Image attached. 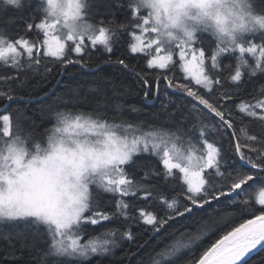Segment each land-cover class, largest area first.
<instances>
[{"label": "snow or ice", "instance_id": "obj_1", "mask_svg": "<svg viewBox=\"0 0 264 264\" xmlns=\"http://www.w3.org/2000/svg\"><path fill=\"white\" fill-rule=\"evenodd\" d=\"M113 2L117 7H126L125 22L117 23L115 13L108 5L112 19L99 20L98 36L96 24L87 17L99 0H38L36 11L42 13V18L33 23L29 21L35 17L30 16L25 21V30L43 34L45 56L64 57L66 42H72L74 47H70V51L78 58L61 60V64L87 67L81 56L85 52V41H90L93 46L101 43L105 51L111 53L108 33L115 36L116 32L103 25L117 23V27L123 29L130 20L140 33H131L135 43L131 44L130 52L150 56L146 62L148 69H167L173 63L174 55H178L183 72L195 85L208 94L220 90L216 99L210 100L188 84L174 83L168 76H163L168 88L192 98L196 102L192 107L202 106L198 112L207 110L206 114L214 123L209 126L199 122L198 134L190 136L180 129L174 132L155 125H148L145 130L143 121L121 118L116 123L117 115L109 119L102 112L72 117L57 111L54 113L55 126L42 146L23 135L19 123L14 131L9 114L0 116V239L7 240L10 245L13 239L20 240L22 248L37 251V244H44L46 251L40 264H49L50 260L51 264H85L93 256L109 254L117 246L118 233L128 241L135 240L128 228L123 232L108 229L102 233L111 239L80 242L82 233L89 226L117 218L135 220L136 216L129 211L135 205L126 200L127 197L145 201L158 199L166 210L173 211L174 215L166 211L164 216L158 217L143 208L137 209L140 221L152 226L155 235L170 220L177 216L197 215L214 201L217 203L214 211H218L221 198L231 204L248 182L256 177L264 178V99H256L253 103L239 95L246 84L241 67L248 69L251 76L264 74V35L260 36V42L250 38L264 34V14H258L249 0H127L126 5H122L121 0ZM3 4L22 10L31 6V0H3ZM15 22L14 18L0 19V61L17 73L33 66L38 70L42 63L38 45L30 43L24 36L12 40L4 27ZM200 33H209L214 38L215 48L210 56L213 69H218L219 57L235 55L237 66L229 78L233 90H225L220 77L213 79L205 71L207 49ZM24 53L28 64L21 60ZM249 57L252 63H249ZM105 63L129 67L119 58ZM46 71L51 69L46 68ZM136 75L142 83L143 99L156 98L160 77L155 78L154 90L147 74L138 72ZM10 79L15 77L0 78V84L8 85L0 90V97L9 100L13 98ZM260 92L264 93V85L260 86ZM237 99L240 102L233 104ZM128 107L134 113L142 111L135 105ZM113 108L119 114L124 105L117 102ZM243 117L258 121L261 134H248L238 129L237 121ZM217 133L228 141V159L224 158L220 147L208 140L209 135ZM141 154L155 157L162 163L163 172L149 161L144 177L133 179V173L128 169L145 167L138 160ZM244 168L248 171L242 173ZM173 170L183 174V182L187 185L184 196L188 203L179 206L176 197L169 202L157 185L148 183L161 176L167 183ZM205 176L218 177L225 183L214 185ZM105 195L112 197L105 205L114 204L115 211L108 212L102 207L101 200ZM258 203L264 205V192ZM232 218L225 213L214 218L211 224L204 221L187 242L177 240L158 255L169 260V264H187L180 261L182 251L194 250L216 225L227 224ZM144 243L146 241L137 247L142 248ZM260 253H264V210L254 218L239 222L238 226H231V230L207 246L193 264H255L253 258ZM260 260L264 261V256Z\"/></svg>", "mask_w": 264, "mask_h": 264}, {"label": "trees", "instance_id": "obj_2", "mask_svg": "<svg viewBox=\"0 0 264 264\" xmlns=\"http://www.w3.org/2000/svg\"><path fill=\"white\" fill-rule=\"evenodd\" d=\"M249 2L253 4L254 10L258 14H264V0H249ZM37 3L38 0H31L30 7L26 6L22 10H14L10 6H5L3 0H0V19L14 18L16 21L14 24L4 26L12 40L24 36L29 39L30 43L43 41L42 33H38L36 30L33 32L25 30V21L30 16L35 17V20L29 21L33 23H38L42 18V13L36 11ZM121 3L126 5L127 0H121ZM108 5H111L115 13V21L124 23L127 9L125 6L117 7L113 0H99L98 5L87 17L89 21L96 26H101L98 23L101 18L111 20ZM117 23H105L103 25L116 32L115 36L111 32L109 33L110 45L113 49L111 53L106 52L104 46L97 44L81 54L83 63L87 67L61 64V60L78 58L70 49L65 52V56L62 58L45 57L39 52L38 55L42 63L38 66V70H35L36 66H33L17 73L12 71L10 67L4 66L3 62L0 61V78L4 76L15 77L9 81L13 98L9 100L0 97V116L9 114L12 117L14 131L16 130L15 125L19 123L22 134L30 137L33 141L40 142L42 146L46 144L47 134H50L55 126L56 117L54 113L57 111L64 112L69 116L102 112L106 113V118L109 119L113 115H117L116 123H119L121 118L132 122L143 121L145 130L148 129V125H155L174 132L180 129L190 136L198 134L199 122L211 126L214 121L206 114L207 110L198 112V109L202 108L199 105L198 108L194 109L192 105L196 102L187 97L185 93L174 88H168L167 81L163 79V76H168L174 83L188 84L194 90L206 95L210 100L216 99L220 90L217 89L213 94H208L206 90L195 85V82L183 72L177 55L173 57V63L167 69H148L146 62L150 56L130 52V46L133 42L131 33L135 30L131 21L129 20L123 29L118 28ZM198 35L203 38V46L207 49L205 71L213 79L217 76L220 77L225 90H233L234 86L229 82V78L230 75L234 74L237 66L235 55L224 54L219 57V67L213 69L210 56L215 48L214 38L209 33ZM253 39L260 42V40L255 39V36ZM34 55H36L35 50ZM118 58L124 59L129 67L126 69L119 64L105 63L109 59L115 61ZM62 67L63 71H61ZM46 68L51 69V71H46ZM241 71L246 84L243 93L239 94L240 98L250 100L253 103L256 99H264V93L260 92V86L264 85V74L258 73L256 76H251L250 71L245 67H241ZM138 72L141 75L147 74L154 90L155 78L160 77L159 92L156 98L149 101L143 99L142 83L136 75ZM7 86L0 84V90ZM117 102L124 105V109L119 114L115 113L113 108ZM239 102L240 100L237 99L232 103L238 104ZM130 105H135L142 111L140 113L131 112L128 107ZM164 105H167V108ZM237 126L238 129H243L248 134L260 135L262 131L259 122L248 117H243V120L238 119ZM241 139H244L243 134H241ZM208 140L222 149L225 159L229 158L227 140L222 139L218 133L209 135ZM138 160L145 167L133 166L129 168V172L133 173V179L144 177L149 161L155 165L158 171L163 172L162 163L153 156L141 154ZM247 171V168L241 170L242 173ZM205 179H211V182L217 186L225 183L215 176L211 178L205 176ZM148 183L157 185L159 191L168 197L169 202L173 197H176L178 206L188 203L184 196L187 185L184 184L183 175L179 170H173V176L168 179L167 183L162 176L154 177ZM244 187L245 190L239 192L231 204H228L226 198H221V206L218 211H214L217 208V203L214 201L205 206L206 211H201L197 215L191 217L177 216L174 220H170L155 235L152 234V226L144 225L140 221L137 209L143 208L146 212H152L158 217L164 216L166 211L168 214L174 215L173 211L166 210L158 199L145 201L127 197L125 199L135 205V208L129 209L136 216L135 220L125 221L122 218H117L100 225L89 226L82 233V240L88 242L90 239H111L102 233L108 229H119V232H123L128 228L131 229L135 240L128 241L121 238L118 233L117 246L109 254L103 257L93 256L85 264H155L157 261L159 264H169V260L159 256L158 253L177 240L187 242L188 238L198 231L204 221L211 224L214 218L225 213L233 217L227 224L216 225L213 232L194 246V250L182 251L180 261L193 264L194 261H198L203 250H206L207 246L231 230V226H238L239 222L253 218L261 210H264V205L258 203L260 193L264 190V178L256 177L254 181L248 182V185ZM108 199H112V197L105 195L101 200V205L105 211L113 212L115 211L114 204L105 205V201ZM145 241L146 243L142 248L137 247L138 244ZM37 248L39 251L27 247L22 248L20 240L13 239L10 245L7 240L0 239V264H40V258L46 251V246L38 243ZM261 256H264V253L253 258L255 264H264V261L260 260ZM49 264H51V260Z\"/></svg>", "mask_w": 264, "mask_h": 264}, {"label": "rangeland", "instance_id": "obj_3", "mask_svg": "<svg viewBox=\"0 0 264 264\" xmlns=\"http://www.w3.org/2000/svg\"><path fill=\"white\" fill-rule=\"evenodd\" d=\"M99 27L100 26H98L97 25V31H96V35L98 36L99 35ZM135 32H136V34H140L139 33V30L138 29H135L134 30ZM108 35H109V37H110V34L108 33ZM261 35H264V34H260V33H258L256 36H255V39H257V40H260V36ZM254 37V36H253ZM253 37H250V38H252L253 39ZM43 39H44V37H43ZM132 43H135V40L133 39V42ZM37 45H38V47H39V52H41V54H43L44 55V53H45V51H46V49H45V47H44V45H43V41H41V42H38V43H36ZM100 46H104L103 44H101V43H98ZM85 45H86V47H85V52L88 50V49H90L91 47H94L92 44H91V42L90 41H88V40H86L85 41ZM68 46V47H67ZM70 47H74V44L72 43V42H66V47H65V52L68 50V49H70ZM21 51H23L22 49H21ZM45 56V55H44ZM175 56V55H174ZM178 56V55H177ZM45 57H49V56H45ZM55 58H57V57H55ZM151 58V57H150ZM21 60L25 63V64H28L29 63V61H28V57H27V54L26 53H24V55L21 57ZM249 61H252L251 60V58L249 57ZM180 64H181V62H180ZM183 70V69H182ZM206 70V69H205ZM186 75V74H185ZM76 115H74V116H72V117H75ZM183 175V174H182ZM262 192H264V190L262 191ZM261 192V193H262ZM260 193V194H261ZM102 241V240H101ZM81 243H86V241H83L82 240V236H81V241H80Z\"/></svg>", "mask_w": 264, "mask_h": 264}, {"label": "clouds", "instance_id": "obj_4", "mask_svg": "<svg viewBox=\"0 0 264 264\" xmlns=\"http://www.w3.org/2000/svg\"><path fill=\"white\" fill-rule=\"evenodd\" d=\"M222 11H223V9H222ZM239 36V34L237 33V37ZM225 39H227V37H225Z\"/></svg>", "mask_w": 264, "mask_h": 264}, {"label": "water", "instance_id": "obj_5", "mask_svg": "<svg viewBox=\"0 0 264 264\" xmlns=\"http://www.w3.org/2000/svg\"><path fill=\"white\" fill-rule=\"evenodd\" d=\"M254 218V217H253ZM251 219V218H250Z\"/></svg>", "mask_w": 264, "mask_h": 264}]
</instances>
